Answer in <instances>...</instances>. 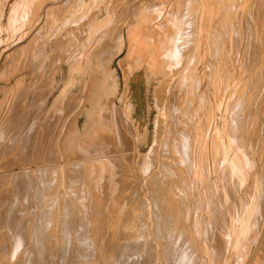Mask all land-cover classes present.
Listing matches in <instances>:
<instances>
[{
  "label": "rangeland",
  "instance_id": "obj_1",
  "mask_svg": "<svg viewBox=\"0 0 264 264\" xmlns=\"http://www.w3.org/2000/svg\"><path fill=\"white\" fill-rule=\"evenodd\" d=\"M12 3L0 0V264H35L39 251L50 259L38 263L62 264L65 247L63 264H89L75 258L92 243L105 255L94 263L109 264L118 216L134 253L126 264H220L227 245L230 264L264 256V0H24L21 18H5ZM128 74L139 121L120 101ZM212 104L224 108L236 174L221 159ZM197 232L212 249L202 262Z\"/></svg>",
  "mask_w": 264,
  "mask_h": 264
},
{
  "label": "bare ground",
  "instance_id": "obj_2",
  "mask_svg": "<svg viewBox=\"0 0 264 264\" xmlns=\"http://www.w3.org/2000/svg\"><path fill=\"white\" fill-rule=\"evenodd\" d=\"M90 2L92 1V0H89ZM215 1V0H214ZM84 2V1H83ZM83 2H81V4L83 3ZM226 2H227V0H226ZM252 2V1H251ZM219 5V4H218ZM227 6H228V4H227ZM248 6H249V4H248ZM251 6V5H250ZM232 7H233V5H232ZM216 8H218V6L216 7ZM223 9V8H222ZM227 9V8H226ZM233 9V8H232ZM225 10V9H224ZM227 11V10H226ZM226 11H225V13H226ZM262 11H264V10H262ZM261 11V12H262ZM216 12V11H215ZM232 12V11H231ZM260 12V13H261ZM220 13H222V11H220ZM242 13V12H241ZM224 14V13H223ZM229 14V13H228ZM218 15V14H217ZM220 15V14H219ZM218 15V16H219ZM225 15H227V14H225ZM217 16V17H218ZM221 16V15H220ZM219 16V17H220ZM228 16V15H227ZM222 18V17H221ZM228 18V17H227ZM226 19V18H225ZM244 19V18H243ZM222 20H223V18H222ZM236 20H238V19H236ZM232 23V22H231ZM238 23V22H237ZM248 23V22H247ZM229 24V23H228ZM243 24V23H242ZM241 24V25H242ZM237 26V25H236ZM236 26H235V28H236ZM244 27V26H243ZM262 27H264V26H262ZM215 28V27H214ZM227 28V27H226ZM246 28V27H245ZM249 27H247V29H248ZM228 30V29H227ZM242 30H244V29H242ZM246 30V29H245ZM244 30V31H245ZM213 31V30H212ZM219 31V30H218ZM217 31V32H218ZM236 31V30H235ZM247 31V30H246ZM245 31V32H246ZM249 31H250V29H249ZM254 31V30H253ZM216 32V31H215ZM228 32V31H227ZM259 32V31H258ZM262 32H264V30H262ZM215 35V34H214ZM228 35V34H227ZM233 35V34H232ZM238 35H240V34H238ZM237 35V36H238ZM217 36H220V35H217ZM216 37V36H215ZM222 37V36H221ZM234 37H235V35H234ZM244 37V36H243ZM251 37V36H250ZM226 38H227V36H226ZM246 39H247V37H245ZM233 40V39H232ZM249 40V39H248ZM245 41V40H244ZM243 42V41H242ZM249 42L251 43L252 41H250L249 40ZM248 42V45L250 44ZM218 42H216V44H217ZM223 43V42H222ZM235 44H237V41L236 42H234ZM247 42H245V44H246ZM261 43V42H260ZM260 43H258V44H260ZM232 44H233V42H232ZM242 44H244V43H242ZM251 45V44H250ZM233 46H234V44H233ZM247 46V45H246ZM252 46V45H251ZM227 47V46H226ZM225 47V48H226ZM232 47V46H231ZM235 47V46H234ZM237 47V46H236ZM241 47V46H240ZM213 48V47H212ZM219 48V47H218ZM217 48V49H218ZM247 48H249L248 46H247ZM246 48V49H247ZM251 48V47H250ZM226 49H228V48H226ZM211 50V49H210ZM214 51V50H213ZM225 51V50H224ZM223 51V52H224ZM220 53V52H219ZM217 56V55H216ZM243 56V55H242ZM237 57V56H236ZM215 58V57H214ZM233 58V57H232ZM223 59V58H222ZM221 59V60H222ZM241 59V58H240ZM229 60V59H228ZM236 61V60H235ZM223 62V61H222ZM235 64V63H234ZM244 64V63H243ZM222 65V64H221ZM210 73V72H209ZM217 75V74H216ZM238 76V75H237ZM246 76V75H245ZM127 80H125L124 79V82L126 83V84H128V87L126 88V89H124V91L122 92V93H124V94H121V96H120V101H121V104L123 105V107H125V109H126V111H127V114L129 115V117L131 118V120L132 119H135V118H137V121H139V120H141V119H143V117L141 116L143 113H144V111H143V109L145 108H142V102H140L139 101V95H137L136 93H135V91H136V87H134V80L130 77V75L128 74L127 75ZM225 77V76H224ZM232 77V76H231ZM235 77V76H234ZM256 77V76H255ZM233 78V77H232ZM230 79V78H229ZM235 81V80H234ZM210 84V83H209ZM224 84H225V82H224ZM235 85V84H234ZM225 87V86H224ZM257 87V86H256ZM196 88V87H195ZM216 88V87H215ZM240 88V87H239ZM246 89V88H245ZM208 90V89H207ZM185 91V90H184ZM193 91H195V90H193ZM224 91V89L222 90V92ZM231 91V90H230ZM209 92V91H208ZM225 92V91H224ZM245 92V91H244ZM226 93H227V91H226ZM226 93H225V95H226ZM223 94V93H222ZM230 94H231V92H230ZM249 94V93H248ZM216 95V94H215ZM193 96V95H192ZM205 96V95H204ZM212 96V95H211ZM219 96V95H218ZM222 96V95H221ZM219 97V98H222V97ZM247 96V95H246ZM228 97V96H227ZM231 97V96H230ZM245 97V96H244ZM199 98H200V96H199ZM212 99V98H211ZM224 99V98H223ZM225 99H228V98H226L225 97ZM244 99V98H243ZM213 100V99H212ZM219 100V99H218ZM218 100H216V102L218 101ZM230 100V99H229ZM245 101V100H244ZM219 102V101H218ZM221 102V101H220ZM219 102V103H220ZM201 103V102H200ZM226 103V102H225ZM248 103V102H247ZM212 105H214V104H212ZM223 105V104H222ZM224 106V105H223ZM228 106V105H227ZM247 108V107H246ZM249 108H251V107H249ZM260 109V108H259ZM261 109H264V107H261ZM146 111H147V109H145ZM228 110V109H227ZM250 110V109H249ZM195 111V110H194ZM92 113V112H91ZM224 108H222V107H217L216 105H214V109H213V114L211 115L212 117V128H213V130H214V132H215V134H217L219 137H220V146H221V159H222V161H225L226 162V166L228 165V167H229V172L230 173H234V174H236L235 172L237 171V167H236V162H235V157H234V155H232L231 154V147H232V145H231V143H230V140L228 139L229 137H227V135H226V133L224 132V130L222 129V125L221 124H223L222 123V117H223V115H224ZM246 113V112H245ZM209 118H210V116H209ZM242 118V117H241ZM249 118V117H248ZM244 119V118H243ZM190 120V119H189ZM243 124V123H242ZM256 127V126H255ZM243 128V127H242ZM253 129H254V127H253ZM185 130V129H184ZM189 130V129H188ZM186 131V130H185ZM227 131V130H226ZM254 131V130H253ZM251 133V132H250ZM216 135V136H217ZM251 135V134H250ZM257 135V134H256ZM252 137H253V135H252ZM241 139V138H240ZM260 139V138H259ZM208 143V142H207ZM258 144V143H257ZM191 146V145H190ZM234 146V145H233ZM252 147V146H251ZM235 149V148H234ZM258 149V148H257ZM185 152V151H184ZM235 152V151H234ZM241 153V152H240ZM236 155H237V153H236ZM240 155V154H239ZM237 158V157H236ZM239 158V157H238ZM165 161H166V159H165ZM240 161V160H239ZM244 161V160H243ZM157 163V162H156ZM240 163V162H239ZM243 164H245V163H243ZM248 164V163H247ZM238 165V164H237ZM246 165V164H245ZM138 166V165H137ZM159 166V165H158ZM249 166H251V165H249ZM140 168V167H139ZM147 168V167H146ZM240 168V167H239ZM148 169V168H147ZM171 169V168H170ZM174 169H176V168H174ZM241 169V168H240ZM251 169V168H250ZM173 170V169H172ZM215 170V169H214ZM249 170V169H248ZM253 170V169H252ZM258 170V169H257ZM117 172V171H116ZM128 172V171H127ZM148 172V171H147ZM177 172V171H176ZM246 172V171H245ZM248 172V171H247ZM250 172V171H249ZM248 172V173H249ZM136 173V172H135ZM239 173H240V171H239ZM251 173V172H250ZM256 173V172H255ZM161 174V173H160ZM167 174V173H166ZM169 174V173H168ZM178 174H179V172H178ZM206 174V173H205ZM152 175V174H151ZM242 175V174H241ZM250 175V174H249ZM252 175V174H251ZM250 175V176H251ZM120 176V175H119ZM157 176V175H156ZM155 176V177H156ZM165 176V175H164ZM181 176V175H180ZM238 176H239V174H238ZM245 176H247V175H245ZM254 176V175H253ZM252 176V177H253ZM143 177V176H142ZM145 177V176H144ZM154 177V176H153ZM244 177V176H243ZM262 177H264V176H262ZM156 178H158V177H156ZM180 178V177H179ZM256 178H257V176H256ZM101 179V178H100ZM174 179V178H173ZM103 181V180H102ZM126 181V180H125ZM176 181V180H175ZM245 181L246 180H244V183H245ZM249 181H250V178H249ZM150 182V181H149ZM156 182V181H155ZM260 182H262V180L260 181ZM260 182H258V183H260ZM257 183V182H256ZM102 184V183H101ZM101 184H99V186L101 185ZM143 184V183H142ZM178 184V183H177ZM243 184V183H242ZM247 184V183H246ZM252 184V183H251ZM182 185V184H181ZM258 185V184H257ZM144 186V185H143ZM157 186V185H156ZM219 186V185H218ZM249 186V185H248ZM256 186V185H255ZM159 187V186H158ZM258 187H259V185H258ZM258 187H257V189H258ZM260 187H264V186H260ZM256 188V187H255ZM254 188V189H255ZM170 189V188H169ZM178 189V188H177ZM239 189V188H238ZM252 189H253V186H252V188H251V191H252ZM260 189V188H259ZM258 189V190H259ZM158 190V189H157ZM161 190V189H160ZM159 190V191H160ZM202 190H204V189H202ZM139 191V190H138ZM171 191V190H170ZM181 191H183V190H181ZM134 192V191H133ZM142 192V191H141ZM248 192V191H247ZM115 193V192H114ZM159 193V192H158ZM237 193H238V190H237ZM245 193V192H244ZM251 193V192H250ZM252 193H253V191H252ZM148 194V193H147ZM168 194V193H167ZM248 194V193H247ZM259 194H260V192H259ZM154 195V194H153ZM241 195V194H240ZM256 195V194H255ZM114 196V195H113ZM121 196V195H120ZM135 196V195H134ZM244 196V195H243ZM254 196V195H253ZM260 196V195H259ZM122 197V196H121ZM251 197V196H250ZM151 198V197H150ZM167 198V197H166ZM170 198V197H169ZM187 198V197H186ZM262 198H264V197H262ZM137 199V198H136ZM142 199V198H141ZM155 199V198H154ZM160 199V198H159ZM175 199H178V198H175ZM258 199H260V197L258 198ZM258 199H256V200H258ZM130 200V199H129ZM163 200V199H162ZM169 200V199H168ZM137 201V200H136ZM145 201V200H144ZM166 201V200H165ZM171 201V200H170ZM175 201V200H174ZM261 201H264V200H262L261 199ZM115 202H116V200H115ZM118 202V201H117ZM161 202V201H160ZM251 202V201H250ZM257 202V201H256ZM119 203V202H118ZM117 203V204H118ZM170 203V202H169ZM239 203V202H238ZM262 203V202H261ZM261 203H260V205H261ZM115 204V203H114ZM135 204H136V202H135ZM159 204V203H158ZM176 204V203H175ZM241 204H242V201H241ZM258 204V203H257ZM129 205V204H128ZM134 205V204H133ZM154 205V204H153ZM157 205V204H156ZM161 205V204H160ZM245 205H246V203H245ZM259 205V204H258ZM259 205V206H260ZM262 205H264V203H262ZM115 206V205H114ZM113 206V211H114V207ZM162 206V205H161ZM168 206V205H167ZM242 206V205H241ZM117 207V206H116ZM129 207V206H128ZM139 207H140V205H139ZM142 207V206H141ZM164 207V206H163ZM244 207V206H243ZM126 208V207H125ZM134 208V207H133ZM188 208V207H187ZM237 208V205H236V207H235V209ZM245 208H246V206H245ZM244 208V209H245ZM260 208H262L261 206H260ZM115 209H117V208H115ZM131 209V208H130ZM155 209H156V207H155ZM163 209V208H162ZM238 209V208H237ZM119 210V209H118ZM123 210H124V208H123ZM135 210H136V208H135ZM137 210H138V208H137ZM146 210V209H145ZM243 210V209H242ZM253 210V209H252ZM262 210H264V208H262ZM113 211H112V213H113ZM165 211H167V210H165ZM245 211V210H244ZM260 211H261V209H260ZM114 212H116V211H114ZM131 212H132V210H131ZM130 212V213H131ZM137 212V211H136ZM136 212H135V214H136ZM155 212V211H154ZM247 212H249V208H246V214L244 213L242 216H240V218H239V222L236 224L237 225V227H238V229L236 230V233L234 232V239H236V237L238 238L239 237V235H241L242 233H244L245 232V228H246V220H247V215H248V213ZM257 212H259V211H257ZM123 213H126V211L125 212H123ZM129 213V214H130ZM214 213V212H213ZM217 213V212H216ZM250 213H251V211H250ZM155 214V213H154ZM160 214V213H159ZM167 214V213H166ZM117 215H118V213H117ZM123 216H125V218H127L126 217V214H122ZM134 215V214H133ZM169 215V214H168ZM172 215V214H171ZM174 215V214H173ZM186 215V214H185ZM233 215V214H232ZM257 215V214H256ZM112 216H116L115 214L113 215L112 214ZM121 216V215H120ZM122 216V217H123ZM128 216V215H127ZM131 216V215H130ZM145 216V215H144ZM154 216V215H153ZM155 217V216H154ZM158 217V219L157 218H155L156 219V222L154 223L153 222V228H154V231H153V234L155 235V238L154 239H156V242L160 245H164V244H167V243H165L166 241H165V238H164V241H163V238L161 237L162 236V234L163 233H165V232H162V230H164V229H160V227L162 226V224L161 223H157V221L160 219L159 217L160 216H157ZM175 217V216H174ZM208 217V216H207ZM257 217V216H256ZM256 217H254L255 219H256ZM259 217V216H258ZM257 217V219H260V218H258ZM66 218V217H65ZM64 218V219H65ZM70 218V217H69ZM117 218V217H116ZM118 218L119 219H122V218H120L119 216H118ZM124 218V217H123ZM129 218H131V217H129ZM146 218H147V216H146ZM232 218V217H231ZM253 218V219H254ZM119 219H117L116 221H115V219L113 218L112 220H114V221H112L113 223H112V249H108L107 248V250L109 251V250H112V260H111V262H112V264H119V262H120V264L123 262L124 264H126L125 262V258L128 256V258H131V257H129V255L130 254H128L129 252H127V248L129 247V246H127V245H125V243L127 242V243H129L128 241H126L125 242V240H122L123 238H125L126 236H124L123 234H124V232H123V229H122V232L123 233H121V228L125 225V224H127L126 222L128 221H124V223H123V221L122 220H119ZM128 219V218H127ZM144 219V218H143ZM154 219V220H155ZM167 219V218H166ZM176 219V218H175ZM228 219V218H227ZM233 219V218H232ZM236 219V218H235ZM68 219H66L65 221H67ZM125 220V219H124ZM132 220V219H131ZM140 220V219H139ZM160 220H162V218L160 219ZM159 220V221H160ZM168 220H169V218H168ZM200 220V219H199ZM64 221V222H65ZM121 221V222H120ZM143 221V220H142ZM141 221V222H142ZM152 221V220H151ZM171 221V220H170ZM173 221V220H172ZM176 221V220H175ZM186 221V220H185ZM188 221V220H187ZM255 221V220H254ZM258 221V220H257ZM84 221H82V223H83ZM136 222V221H135ZM161 222V221H160ZM229 222V221H228ZM232 222V221H231ZM66 223V224H65ZM64 224H65V227L67 228V227H70L71 228V226H69V224L71 223L70 221L69 222H65ZM152 223V222H151ZM151 223H150V225H151ZM254 223V225H255V222H253ZM252 223V224H253ZM74 224V223H73ZM131 224H134V223H132L131 222ZM135 224H137V223H135ZM164 224V223H163ZM169 224V223H168ZM83 225V224H82ZM85 225V224H84ZM181 225V224H180ZM253 225V226H254ZM128 226V225H127ZM130 226V225H129ZM134 227H135V225H133ZM140 226V225H139ZM166 226V225H165ZM170 226V225H169ZM168 226V227H169ZM173 226V225H172ZM177 226V225H176ZM176 226H174V227H176ZM184 226V225H183ZM199 226V225H198ZM209 226V225H208ZM257 226V225H256ZM256 226H255V228H256ZM133 227V228H134ZM136 227H137V225H136ZM141 227V226H140ZM171 227V226H170ZM180 227H182V226H180ZM210 227V226H209ZM124 228V227H123ZM131 229H133L132 228V226L130 227ZM164 228H166V227H164ZM186 228V227H185ZM198 228V227H197ZM254 228V227H253ZM69 229V228H68ZM83 229V228H82ZM126 229H127V227H126ZM125 229V230H126ZM141 229V228H140ZM143 229V228H142ZM152 229V228H151ZM169 229V228H168ZM172 228H170V230H171ZM183 229V228H182ZM236 229V228H235ZM231 230V229H230ZM254 230V229H253ZM256 230L258 231V229L256 228ZM78 231V230H77ZM92 231H93V229H92ZM128 231H129V229H128ZM131 231V230H130ZM138 231H140V230H138ZM165 231V230H164ZM178 231V230H177ZM182 231V230H181ZM199 231V230H198ZM255 231V230H254ZM78 232H80V231H78ZM95 232V231H94ZM137 231H135V233H136ZM173 232V231H172ZM256 232V231H255ZM82 233H83V231H82ZM109 233V232H108ZM128 233V232H127ZM133 233V232H132ZM132 233H131V235H132ZM167 233V232H166ZM174 233V232H173ZM172 233V234H173ZM189 233V232H188ZM139 235H140V232L138 233ZM203 234V233H202ZM261 234V233H260ZM137 235V234H136ZM145 235V234H144ZM153 235V236H154ZM178 235H180V234H178ZM187 235V234H186ZM189 235H190V233H189ZM188 235V236H189ZM195 237H196V239H197V241L199 242L198 243V245H199V247H200V260L202 259V258H204L205 256H207L208 254L210 255H212V251H210V250H212L211 249V247L209 246V245H207V243L205 242V240H204V238L202 237L203 235H201L199 232H197V233H195ZM134 236V235H133ZM133 236H131V238L133 237ZM143 236V235H142ZM168 236H169V234H168ZM171 236V235H170ZM185 236V235H184ZM187 236V237H188ZM230 236V235H229ZM255 236H257V235H255ZM260 236V235H259ZM165 237V236H164ZM175 236H173V238H174ZM253 237V235L251 236V238ZM134 238V237H133ZM132 238V239H133ZM138 238H141V237H138ZM138 238H136L137 240H138ZM144 239L146 238V237H143ZM162 238V239H161ZM189 238V237H188ZM233 238V237H232ZM255 238V237H254ZM122 240V242L120 243L119 242V240ZM143 239V240H144ZM175 239H176V237H175ZM178 239H179V237H178ZM193 239V238H192ZM229 239H231V238H229ZM250 239V238H249ZM120 240V241H121ZM136 240V241H137ZM147 240H149V239H147ZM233 240V239H232ZM247 240H248V238H247ZM251 240V239H250ZM255 240V239H254ZM138 241H140V240H138ZM137 241V242H138ZM185 241H187V240H185ZM235 241V240H234ZM257 241V240H256ZM83 242V241H82ZM92 242H94V241H92ZM123 242H125V243H123ZM130 242H132L133 243V241L131 240ZM136 242V243H137ZM149 242V241H148ZM156 242H154L155 244H156ZM164 242V243H163ZM176 241H174V243H175ZM189 243H190V241H188ZM187 242V243H188ZM249 242V241H248ZM85 242H83V244H84ZM116 243H119L120 244V246H119V248L117 249H115L114 250V248H113V246H115V244ZM126 243V244H127ZM140 243L142 244V242L140 241ZM140 243L138 242V244L140 245ZM144 243V242H143ZM179 243H180V241H179ZM193 243V242H192ZM253 243H255V241H253ZM95 243H92V246H91V253H89V254H78V255H76L77 257L75 258L76 260H78V259H80L81 261H82V259L84 260L85 258H87V259H89V264H95L94 262L96 261V260H100V259H102L103 257H105V255L102 257V256H98V257H96L95 256V250H96V246L94 245ZM134 244V243H133ZM137 244V245H138ZM194 244V243H193ZM192 244V245H193ZM248 244V243H247ZM81 245V247L83 248V246L85 245H82V244H80ZM117 245V244H116ZM130 245H131V243H130ZM136 245V244H135ZM151 245V243L150 244H148V246H150ZM163 245H162V247H163ZM236 245V244H235ZM255 245V244H254ZM140 246H142V245H140ZM143 246H144V244H143ZM165 246V245H164ZM109 247V246H108ZM131 250H133L134 248H135V246H132L131 245ZM139 249L141 248V247H139V246H137ZM147 247V246H146ZM151 247V246H150ZM157 247V246H156ZM160 247V246H159ZM161 247V248H162ZM194 247V246H193ZM233 247V246H232ZM232 247H230L229 245H227V247H224L225 249L224 250H222V252H223V254H222V262L220 263V264H230V262H229V258H230V251H231V249H233ZM79 246H77V248L75 249V250H77L78 249V252H79ZM110 248V247H109ZM170 248V247H169ZM172 248H174V247H172ZM235 248V247H234ZM39 249H42V248H39ZM44 249V248H43ZM89 249H90V247H89ZM125 249V250H124ZM138 249V250H139ZM143 249H144V247H143ZM152 249H154L153 248V246H152ZM136 250H137V248H136ZM141 250H142V248H141ZM44 251V250H43ZM61 252H62V254L60 253V255H59V257H58V259H61L60 261L62 262V264H63V262H65L64 260H66L68 257L67 256H69V255H66L67 254V252L69 251V249L67 248V247H65V248H62V250H60ZM88 251V250H87ZM129 251H130V248H129ZM195 251V250H194ZM38 252V250L36 249V253ZM111 252V251H110ZM127 252V253H126ZM137 252V251H136ZM140 252V251H139ZM150 251H147V253H149ZM153 252V251H152ZM156 252V251H155ZM165 252V251H164ZM168 252V251H167ZM192 252V251H191ZM221 252V253H222ZM36 253H35V255H36ZM38 253H40L39 255H36V256H34V257H36V259L38 260V262L41 260H46L47 258H46V254L44 255V254H42V252H38ZM46 253V252H45ZM72 253V252H71ZM105 253V252H104ZM144 253H145V251H144ZM146 253V254H147ZM185 253V252H184ZM134 253L132 252V254L131 255H133ZM143 254V253H142ZM150 254H151V252H150ZM154 254V253H153ZM152 254V255H153ZM168 254V253H167ZM171 254V253H170ZM169 254V255H170ZM251 254V253H250ZM44 255V256H43ZM72 255V254H71ZM74 255V254H73ZM127 255V256H126ZM130 255V256H131ZM136 255V254H135ZM192 255V254H191ZM50 256V255H49ZM142 256V255H141ZM184 256V255H183ZM193 256V255H192ZM192 256H191V258H192ZM33 257V255H31V257L29 256V259H35ZM51 257V256H50ZM90 257V258H89ZM107 257V256H106ZM133 257V256H132ZM145 257L146 258H144V256H143V261L142 262H144L146 259H149L150 257H151V255H150V257L148 256V255H145ZM148 257V258H147ZM187 257V256H186ZM69 258H71V256L69 257ZM72 258H74V257H72ZM127 258V259H128ZM138 258V257H137ZM139 258H140V255H139ZM138 258V259H139ZM153 258V257H152ZM169 258L171 259V256H169ZM31 259V260H32ZM35 259V260H36ZM48 259H50V258H48ZM52 259V258H51ZM105 259V258H104ZM111 259V258H110ZM141 259H142V257H141ZM154 259V258H153ZM152 259V260H153ZM175 259H178V258H175ZM185 259V258H184ZM207 259V258H206ZM244 259V258H243ZM32 260V261H33ZM37 260H36V262H37ZM63 260V261H62ZM132 260H136L135 258H133ZM150 260V259H149ZM191 260V259H190ZM254 260V259H253ZM48 261V260H47ZM47 261H45V262H47ZM67 261V260H66ZM71 261V259H68V261L67 262H70ZM75 261V260H74ZM134 261H133V263H134ZM192 261V260H191ZM37 262V263H38ZM49 262V261H48ZM79 262V261H78ZM111 262L109 263V264H111ZM138 262V261H137ZM141 262V261H140ZM139 262V263H140ZM173 262H175V260L173 261ZM201 262H202V260H201ZM35 263V262H34ZM37 263H35V264H37ZM66 263V262H65ZM64 263V264H65ZM75 263V262H74ZM73 263V264H74ZM138 263V264H139ZM146 263H149V262H147L146 261ZM145 262H144V264H146ZM153 263V262H152ZM155 263V262H154ZM8 264V263H7ZM38 264H46V263H44V262H42V263H38ZM129 264H131V263H129ZM183 264V263H182ZM198 264H200V262H198ZM251 264H264V256H262V254L260 253V254H258V255H256V259L251 263Z\"/></svg>",
  "mask_w": 264,
  "mask_h": 264
},
{
  "label": "crops",
  "instance_id": "obj_3",
  "mask_svg": "<svg viewBox=\"0 0 264 264\" xmlns=\"http://www.w3.org/2000/svg\"><path fill=\"white\" fill-rule=\"evenodd\" d=\"M22 1H24V0H13V3H12V5H11V8H10V10H7L8 12H7V15L5 14V18H8V16L9 17H12V18H21L22 16H23V14L22 13H25V10H23V6H24V4H21V2ZM6 11V10H5ZM4 11V12H5ZM10 12H12L13 13V16L12 15H9V13ZM25 15V14H24ZM4 24V23H3ZM6 24V23H5ZM85 44V45H84ZM69 47V46H68ZM110 47H112V45L110 46ZM74 48H76V49H74ZM84 48H86V42H81V44L80 45H78V46H76V47H73V49L69 52V54H68V56H67V58L68 59H72V58H75V57H80V54L84 51ZM112 50V49H111ZM111 50H109V51H111ZM112 56V55H111ZM96 57L97 58H101L102 57V55H101V51L100 52H98V54H96ZM67 75H69V73L67 74ZM61 81H63V83H64V77H63V73H61ZM68 77V76H67ZM62 83V84H63Z\"/></svg>",
  "mask_w": 264,
  "mask_h": 264
}]
</instances>
